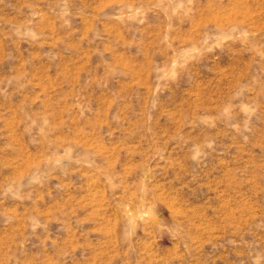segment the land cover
<instances>
[{
	"label": "rangeland",
	"instance_id": "374dc122",
	"mask_svg": "<svg viewBox=\"0 0 264 264\" xmlns=\"http://www.w3.org/2000/svg\"><path fill=\"white\" fill-rule=\"evenodd\" d=\"M0 264H264V0H0Z\"/></svg>",
	"mask_w": 264,
	"mask_h": 264
}]
</instances>
